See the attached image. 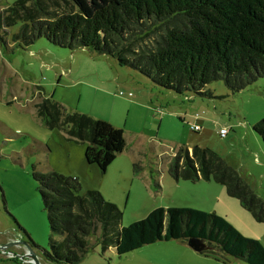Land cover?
Returning <instances> with one entry per match:
<instances>
[{"label": "rangeland", "instance_id": "374dc122", "mask_svg": "<svg viewBox=\"0 0 264 264\" xmlns=\"http://www.w3.org/2000/svg\"><path fill=\"white\" fill-rule=\"evenodd\" d=\"M112 1L119 0H0V264H35L33 254L41 264H60L46 253L50 239L60 237L52 234L35 166L78 177L81 194L99 191L122 210L123 226L155 206L204 196L201 209L216 212L264 245V223L221 183L211 179L206 185L211 189L201 195L168 186L174 182L169 163L179 149L186 147L192 155L200 146L233 166L264 199V141L254 130L264 117V77L238 93L215 81L208 86L215 97L209 98L163 88L106 54L61 47L46 37L29 42L37 21L66 14L90 17ZM60 105L125 130L129 147L106 173L87 163L88 142L67 138ZM222 128L229 130L226 135ZM136 160L143 167L138 172ZM162 175L163 192L156 185L158 180L162 185ZM99 234L89 237L92 246L78 264H248L198 255L184 240L159 241L122 256L114 248L102 254Z\"/></svg>", "mask_w": 264, "mask_h": 264}, {"label": "trees", "instance_id": "16d2710c", "mask_svg": "<svg viewBox=\"0 0 264 264\" xmlns=\"http://www.w3.org/2000/svg\"><path fill=\"white\" fill-rule=\"evenodd\" d=\"M42 37L61 47L112 56L120 65L177 93L191 91L214 98L208 86L215 81H224L232 93H238L264 77V0L112 1L90 17L66 14L35 22L29 42ZM60 107L67 138L88 142L87 163L106 173L129 147L125 130ZM254 130L264 141V117ZM169 165L168 172L176 180L214 179L221 183L264 223V199L209 148L196 146L191 155L188 148L181 147ZM142 168L136 160L134 171ZM34 170L52 234L60 237L50 239L51 251L46 252L53 262H82L92 246L89 237L100 232L97 244H101L102 254L114 248L122 256L159 241L188 242L198 236L209 244L201 254L222 262L236 258L264 264V245L243 235L216 212L160 206L123 226L122 210L99 191L81 194L78 177L54 169L42 172L36 166Z\"/></svg>", "mask_w": 264, "mask_h": 264}, {"label": "crops", "instance_id": "0c3cea01", "mask_svg": "<svg viewBox=\"0 0 264 264\" xmlns=\"http://www.w3.org/2000/svg\"><path fill=\"white\" fill-rule=\"evenodd\" d=\"M162 178V185L160 184V191L163 192L164 191V181L166 178H164V175L161 176ZM174 182H168V186L169 188H174L176 191L179 190V189H183L184 192H186V188H193L190 192H194L196 194L199 193L200 195L202 194L201 191H208L209 189L211 188H206V187H212V186H206V185H211L210 183H212L211 181L212 180H205V179H200L199 181L197 182H192V181H189V180H175L174 178H172ZM169 181V180H168ZM181 181H184L183 184H181ZM202 183H207V184H202ZM150 184V186H152V179L148 181V185ZM202 187V190L200 189ZM189 192V193H190ZM204 197V196H202ZM202 197H198V199L196 200H193V201H189V203H182L181 205H176V206H185V207H192V206H195V208H204V200ZM175 200H173L172 202H174ZM161 206V205H160ZM160 206H157V207H160ZM169 206H172V205H169ZM156 208L153 207V209ZM194 208V207H193ZM203 210V209H202ZM151 211V210H150ZM184 242V241H183ZM197 254V253H196ZM198 255H204V254H201L198 252ZM204 256H207V255H204ZM208 257V256H207Z\"/></svg>", "mask_w": 264, "mask_h": 264}, {"label": "water", "instance_id": "95a60500", "mask_svg": "<svg viewBox=\"0 0 264 264\" xmlns=\"http://www.w3.org/2000/svg\"><path fill=\"white\" fill-rule=\"evenodd\" d=\"M188 244L191 248H193L194 250H196L197 252H201L205 249H207V241L201 237L198 236H192L188 239ZM10 246H12V244H8ZM3 247V246H1ZM32 258L35 261V264H41L38 260V258L36 257V255H32Z\"/></svg>", "mask_w": 264, "mask_h": 264}, {"label": "built area", "instance_id": "2783aa9c", "mask_svg": "<svg viewBox=\"0 0 264 264\" xmlns=\"http://www.w3.org/2000/svg\"><path fill=\"white\" fill-rule=\"evenodd\" d=\"M192 129H193V130H198V129H200V127H199L198 125H193V126H192ZM228 131H229V130H228L227 128H222V129H221V134H222V135H226V134L228 133Z\"/></svg>", "mask_w": 264, "mask_h": 264}]
</instances>
